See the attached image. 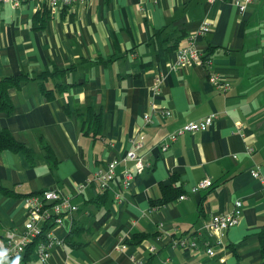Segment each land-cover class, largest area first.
I'll return each mask as SVG.
<instances>
[{
    "label": "crops",
    "instance_id": "1",
    "mask_svg": "<svg viewBox=\"0 0 264 264\" xmlns=\"http://www.w3.org/2000/svg\"><path fill=\"white\" fill-rule=\"evenodd\" d=\"M203 22L210 29L196 44L210 64L177 65V45ZM18 73L30 77L9 88L0 130L30 154L0 150V236L23 229L26 195L55 188L78 209L54 228L62 244L47 262L30 250L0 264H264V0L242 13L231 0H88L56 13L42 1L1 3L0 77ZM210 114L206 130L169 139ZM141 133L143 170L125 187L133 161L121 160L100 189L93 171ZM204 177L211 185L193 192ZM167 186L184 197L160 204ZM237 199L239 222L212 236L205 222ZM180 237L196 247L178 246Z\"/></svg>",
    "mask_w": 264,
    "mask_h": 264
},
{
    "label": "built area",
    "instance_id": "2",
    "mask_svg": "<svg viewBox=\"0 0 264 264\" xmlns=\"http://www.w3.org/2000/svg\"><path fill=\"white\" fill-rule=\"evenodd\" d=\"M30 0H0L1 3H7L12 8H17L23 3ZM46 4L50 13H56L61 7H71L74 4L86 2L88 0H36ZM143 0H137V3ZM211 1V0H210ZM238 8L239 12H244L252 0H231ZM207 22H203L198 30L189 33L183 42H180L176 49L175 63L179 66L194 64L200 66H208L210 58H203L204 52L200 50L196 44V36L205 34L209 31ZM158 80V79H157ZM210 80L222 90L226 91L229 84L221 82L217 74H211ZM169 112L165 111L164 115ZM146 122L150 121L149 114L144 115ZM214 115H206L198 120H193L183 124L178 130L169 136L170 140H174L177 134L183 132H194L206 130L213 124ZM144 135L132 140V147L122 158H113L106 162L104 166L97 167L92 174V180L96 182L100 189L107 188L109 182L115 176V167L121 160L133 161L132 168H126L122 172V183L126 187L130 184L134 172H141L144 168L142 158L139 157L135 148L142 146ZM167 144L162 146L166 149ZM252 148L248 147L247 152H252ZM250 173L255 177L262 179V176L257 168H251ZM211 185L210 177H204L192 186V191L197 192ZM81 191V187L78 188ZM180 195L179 198H183ZM24 208L26 210V220L23 224V229L19 232L7 231L3 236H0V253H4L3 258H17L24 254L30 247L31 253L40 262H47L50 257V249L53 245H61L62 240L54 234V228L63 223L65 217L78 209V205L73 203L70 195L60 192L55 188L45 189L38 193H32L23 197ZM242 213V202L237 199L233 207L223 213H215L205 222L204 226L212 236L224 233L228 228L236 225ZM178 246H190L195 248L196 241L189 240L185 237H180L174 241ZM209 255L215 252L211 247L206 248ZM130 264H144V262L134 256H131Z\"/></svg>",
    "mask_w": 264,
    "mask_h": 264
},
{
    "label": "trees",
    "instance_id": "3",
    "mask_svg": "<svg viewBox=\"0 0 264 264\" xmlns=\"http://www.w3.org/2000/svg\"><path fill=\"white\" fill-rule=\"evenodd\" d=\"M203 58H210L209 54L206 52L203 55ZM55 71H46L40 75V78H45L48 75L56 73ZM30 76L25 73H18L14 75L2 76L0 77V112L9 113L12 110V102L8 95V90L10 87H19L22 82L27 80ZM9 149L12 151H22L26 155L30 154V149L21 141L17 140L10 131L7 129L0 130V150ZM49 150H47L48 152ZM49 153V152H48ZM5 190L4 188H1ZM180 190L177 188H168L163 187V196L160 204H165L169 201H172L180 196ZM146 234L136 235L135 237L141 239L145 237ZM261 251L264 254V226L258 234ZM31 247L27 250L29 252ZM26 252V253H27Z\"/></svg>",
    "mask_w": 264,
    "mask_h": 264
},
{
    "label": "clouds",
    "instance_id": "4",
    "mask_svg": "<svg viewBox=\"0 0 264 264\" xmlns=\"http://www.w3.org/2000/svg\"><path fill=\"white\" fill-rule=\"evenodd\" d=\"M4 253H0V259H3Z\"/></svg>",
    "mask_w": 264,
    "mask_h": 264
}]
</instances>
